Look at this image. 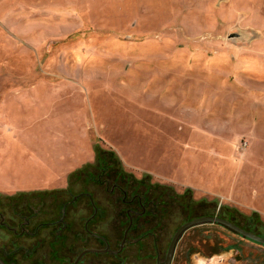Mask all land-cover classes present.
<instances>
[{"label": "rangeland", "instance_id": "rangeland-1", "mask_svg": "<svg viewBox=\"0 0 264 264\" xmlns=\"http://www.w3.org/2000/svg\"><path fill=\"white\" fill-rule=\"evenodd\" d=\"M118 150L129 161L181 156L189 170L162 183ZM17 175L42 187L0 194L13 255H67L71 242L76 256L120 251L136 197L148 210L118 254L125 264H152L158 251L162 262L184 207L235 210L264 229V0H0V177ZM61 220L73 231L52 253ZM245 251V264H264L263 247Z\"/></svg>", "mask_w": 264, "mask_h": 264}, {"label": "flooded vegetation", "instance_id": "flooded-vegetation-1", "mask_svg": "<svg viewBox=\"0 0 264 264\" xmlns=\"http://www.w3.org/2000/svg\"><path fill=\"white\" fill-rule=\"evenodd\" d=\"M4 196V195H3ZM6 204H0V264H76V260L81 255H73V243L71 242L70 245H67V255H13V252H9L6 246V233H13L17 235V229L11 227V225L6 221ZM146 211L143 208V212ZM214 215H202L190 220L199 218V217H218L221 219H225L220 217L219 212L215 211ZM187 220L186 222L190 221ZM234 225L238 226L239 228L248 231L252 234L258 235L264 238L263 235L253 232L244 227L243 222L236 223L234 221H230L225 219ZM184 222V223H186ZM62 224V226L58 225ZM183 223V224H184ZM55 225V231L52 232L51 240H50V247L52 248V253L54 249H56L58 244V237L60 234H63L62 229L70 230L72 233V223L69 222L66 226L64 225L63 221H56L53 223ZM182 224V225H183ZM29 225L28 223L22 224V231L19 234L20 236H25L27 234L26 227ZM181 225V226H182ZM179 226L178 229L181 227ZM206 226H211L212 228L209 229L208 234L204 235V228ZM214 227V228H213ZM41 227L37 228L34 235H38L39 230ZM177 229V230H178ZM176 230V232H177ZM175 232V233H176ZM226 232V233H225ZM174 233V235H175ZM173 235V237H174ZM146 236H150L153 239L155 251H158V243H157V235L155 232H148ZM144 236V237H146ZM143 237V238H144ZM172 237V239H173ZM172 239L168 245L166 255L161 262V255L158 251L156 255H149L148 259L152 262V264H165L167 255L169 252V248L172 242ZM40 245H43V240L40 242ZM251 246H261L264 248L263 245L253 242L236 232L228 229L222 225L217 223H210V224H203L194 226L192 228L187 229L184 231L179 239L177 240L174 251L172 254V258L170 264H229L228 260L230 257L235 256V262L238 264H245L246 258L243 255H250L245 250L250 248ZM121 250V248H120ZM108 253H114L115 257L118 259V264H125V260L121 259L118 255L120 251L113 252L108 249ZM77 264H84L83 258ZM131 260H138V255L132 256Z\"/></svg>", "mask_w": 264, "mask_h": 264}, {"label": "crops", "instance_id": "crops-1", "mask_svg": "<svg viewBox=\"0 0 264 264\" xmlns=\"http://www.w3.org/2000/svg\"><path fill=\"white\" fill-rule=\"evenodd\" d=\"M14 121L15 120L11 122L13 125H16ZM15 128L18 131V133L22 134L21 131L19 132V129L17 128V126H15ZM158 147L160 148L159 144H158ZM152 148L154 150L155 148H157V143H155L154 141L152 142ZM42 152L44 151L42 150ZM118 154L121 156L124 164L128 166L129 168H132L139 173H145L147 175H150L162 183L167 182V183H173V184H180V180L182 179L181 176L186 174L187 171L189 170V168L186 166V161H184V159H182L181 156L167 157L166 155H161V154L156 155L154 152H152V155H149V156L147 155L145 159L143 160H141L140 158H137V160L135 161H129L124 157V155L120 152V150H118ZM41 161L45 166L47 165L48 168L51 166L55 167V171H56V166L59 165L58 161L57 163H55V160H53V158L51 160V159H48L47 157L46 160L42 159ZM63 171H62V174L64 175V177L67 176L66 175L67 171H64V172ZM33 177L28 176L24 178L34 179ZM48 177H49L47 178L48 180L55 179V175L53 177H51V175ZM20 178H21L20 175L10 177V181L7 180L9 181L7 182L5 177H0V194L10 195V194H15L20 191H26V190H32V189L34 190V189H39L42 187V186H39V184H33V183L32 184L30 183L28 185H21L20 180L13 181L14 179H20ZM184 184L186 185V183ZM43 186H47V185H43ZM187 186L189 185L187 184Z\"/></svg>", "mask_w": 264, "mask_h": 264}, {"label": "trees", "instance_id": "trees-1", "mask_svg": "<svg viewBox=\"0 0 264 264\" xmlns=\"http://www.w3.org/2000/svg\"><path fill=\"white\" fill-rule=\"evenodd\" d=\"M97 156H98V158H97L98 159L97 160V164L98 165L97 166L101 169V171H103V170L106 171L107 169L109 170V168H107V167L104 166L103 160L101 159L100 155H97ZM86 170H87V168H86ZM88 178H89V180H91L93 182L94 181H98L99 184L109 183V179H107L105 181H101V178L98 179L92 173H89ZM87 197L89 198V201H90L91 205L93 207L97 208V210H98L97 211V214L94 215V217H92V216L89 217V221L92 220V218H94L92 220V222H93L95 220V218H97L99 216V214H100L99 205L97 203V200L95 201V199L93 198V196L92 197L91 196H87ZM135 199L138 200V205H139V207H140L141 210L130 209V210L127 211L128 213H126V217H127L128 223H130V220L132 221V226L130 227V224H128V226L126 228V231H127L129 229V227H130V229L128 231V233H129L128 235L129 236L133 232H135V233L141 232L142 227H140L139 222H140V220L142 218H144V215H145V213L148 210L146 204L143 202V198H141V200H139V197H136ZM143 208H145L147 210L143 212ZM205 209L206 208H202V206H200V209H198V210L195 209V211H194V210H187L186 207H184V210L186 212V219L187 220H190V219L195 218V217H198V216L208 215V214L214 215V213H216L215 212L216 210L214 208H213V211H210V210H207V209L205 210ZM219 215L222 218L228 219L230 221H234L236 223H239L241 221V222H243V225H244L245 228H247V229H249V230H251L253 232H257V233H259V234H261V235L264 236V229L262 228V226L260 224L257 225L255 222H252L250 220V218L244 217L243 215L239 214L235 210H230V209L220 210L219 211ZM148 232H150V230H147L145 232V235L144 236H146L148 234ZM95 236H97V235H95ZM139 236L142 237L143 234L142 233L141 234L139 233V235L137 237L140 238Z\"/></svg>", "mask_w": 264, "mask_h": 264}, {"label": "water", "instance_id": "water-1", "mask_svg": "<svg viewBox=\"0 0 264 264\" xmlns=\"http://www.w3.org/2000/svg\"><path fill=\"white\" fill-rule=\"evenodd\" d=\"M210 223H217L219 225H222L228 229H231L232 231L236 232L237 234L264 246V238H262L258 235L252 234L248 231H245V230L239 228L238 226L234 225L233 223H231L225 219H221L218 217H199V218H196V219H193V220H190V221L184 223L177 230V232L175 233V235L172 239L165 264H170L175 244L184 231H186L187 229L192 228L194 226L203 225V224H210ZM131 226H132V221L130 223V227ZM130 227H129V229H130ZM129 229L125 233L120 252L122 251V249L124 248V244L126 243V239L128 236ZM108 252H109L108 249H104V250L88 249V250H85L80 254L81 256L76 260V264L82 259L83 256H85L87 254H104V253H108Z\"/></svg>", "mask_w": 264, "mask_h": 264}, {"label": "bare ground", "instance_id": "bare-ground-1", "mask_svg": "<svg viewBox=\"0 0 264 264\" xmlns=\"http://www.w3.org/2000/svg\"><path fill=\"white\" fill-rule=\"evenodd\" d=\"M3 167V166H2Z\"/></svg>", "mask_w": 264, "mask_h": 264}]
</instances>
